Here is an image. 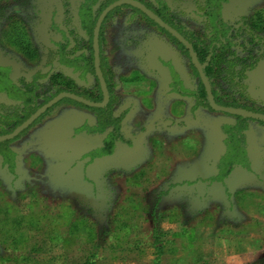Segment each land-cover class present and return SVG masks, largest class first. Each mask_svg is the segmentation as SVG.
Returning a JSON list of instances; mask_svg holds the SVG:
<instances>
[{
	"label": "rangeland",
	"instance_id": "rangeland-1",
	"mask_svg": "<svg viewBox=\"0 0 264 264\" xmlns=\"http://www.w3.org/2000/svg\"><path fill=\"white\" fill-rule=\"evenodd\" d=\"M81 1L3 0L0 73L19 85L38 70L61 71L89 86L90 74L56 60L66 41L69 56L73 29L82 37L76 18ZM165 2L186 31L207 33L202 0ZM255 12L264 22V0H228L222 17L232 23ZM102 54L115 75L119 138L110 154H92L103 146V135L93 132L94 113L63 102L0 148V264H83L85 239L69 236L68 224L77 217L95 228L97 264H197L195 250L202 255L198 264H264V126L248 122L247 165L213 181L225 149L222 127L232 125L233 118L192 109L193 98L173 90V76L185 89L196 85L187 56L126 8L106 21ZM122 72H136L141 81L124 84L118 79ZM245 84L250 98L264 106V55ZM14 105L0 93V121ZM204 210L211 215L193 234L200 243L187 246L189 235H175L191 223L187 218L201 212L198 219ZM178 211L184 219H175L181 217ZM123 224L127 231L120 230ZM246 224L257 233L230 234ZM153 227L165 251L158 257ZM8 255L14 260L4 262Z\"/></svg>",
	"mask_w": 264,
	"mask_h": 264
},
{
	"label": "trees",
	"instance_id": "trees-1",
	"mask_svg": "<svg viewBox=\"0 0 264 264\" xmlns=\"http://www.w3.org/2000/svg\"><path fill=\"white\" fill-rule=\"evenodd\" d=\"M2 1L3 0H0V8L6 5H1ZM114 1L116 0L81 1L76 10V18L78 29L81 31L82 37L79 36L74 29L70 32L73 36L74 45L70 51L68 50L69 52L67 51L69 56L64 53L67 41L59 45L58 56L56 57L57 62L65 67L72 68L74 71H81V75L90 74L93 78V82L89 84V86H79L72 78L61 71L51 70L46 73L43 70H38L32 75L30 82L22 80L19 85L7 79L6 74L0 73V93H3L15 103L13 112H10V115H7L0 121V123H2V125H0V136L12 133L40 107L61 93H69L93 103H102L104 95L100 88L98 78L95 75L93 32L100 13ZM227 2L228 0H202L200 11L206 24L207 33L195 34L194 32H188L184 29L177 21V18L169 11V6L165 0H155L154 3L140 0L141 5L154 13L160 21L176 30L189 43L193 54L201 65L202 72L209 83L213 100L217 105L264 116V106L255 103L253 99L250 98L247 93V85L245 84L248 74L252 73L257 68L258 62L264 55V22L261 14L255 12L253 15L238 17L232 23H226L222 17V8ZM121 8L128 9L131 12V16H142L151 25L156 27L159 32L163 33L170 44L187 56L189 66L193 70L196 78V85L193 90L185 89L182 87L179 79L173 76V90L180 95L192 97L194 100L192 109H206L214 113L227 114L211 109L206 88L201 82L199 74L192 64L190 54L185 46L177 40L174 35L153 22L139 8L128 4H122L108 13L101 24L98 34V70L105 81L109 96L107 103L102 107H88L79 102L65 98L48 109L30 126L35 124L42 116L47 114L58 104L63 102L69 103L87 109L95 115L96 124L93 128V132L103 135V146L100 150L97 149L92 154L106 155L111 153L114 141L119 138V128L122 118L113 114L115 105L114 100L116 99L114 95L115 83L113 80L115 75L113 71L111 72L106 67L102 50L106 21L114 12ZM11 12H13V10ZM28 49L26 45L25 52L29 53ZM133 73L134 74L131 76L126 75V72L119 73L118 79H120L121 82L141 81L139 75L136 72ZM230 116L233 118V124L224 125L222 127L225 135V149L221 157L215 163L217 173L215 176L211 177L213 181H223L230 176L236 166L247 165L245 131L248 122L256 121L258 124L264 126V122L262 121L237 115ZM29 127L22 131L20 135ZM8 142L9 140L0 142V148L5 147ZM6 159H10V156L9 158L6 157ZM162 194L164 193H160V195ZM239 194H241V191L235 192L234 195L236 197ZM159 197L160 196H157L156 200H159ZM157 203L158 201L155 202L150 211L152 219L156 213L155 208ZM217 208L218 207L214 210L217 211ZM230 208H232V206ZM178 213L181 214V217L175 215V219H184V212L178 211ZM200 214L201 212H199L198 215ZM198 215L187 218L191 223H188L183 228L181 234L175 235L177 237L189 235V243L187 246L200 243L199 239L193 235L194 231L196 227L204 224V218L210 217L211 211L204 210L202 216L197 219ZM172 218L174 219V217ZM191 220H194L195 223ZM245 227L244 230L238 229L237 231H232V229H230V234L240 235L251 231L247 228V224ZM68 228L71 238L85 239L87 255L83 264H97L95 259L98 257L97 252L100 246L95 243V228L92 223L82 217H77L68 224ZM128 228L129 226L127 224H123L120 230L127 231ZM158 234V231L153 227L152 246L157 250V257L165 252L160 245V236ZM171 244L173 245L174 241H171ZM25 259L27 258H24V260ZM3 260L4 262H9L14 259H12L11 255H8L4 257ZM201 260V252L195 250L193 255L194 263L198 264Z\"/></svg>",
	"mask_w": 264,
	"mask_h": 264
},
{
	"label": "water",
	"instance_id": "water-1",
	"mask_svg": "<svg viewBox=\"0 0 264 264\" xmlns=\"http://www.w3.org/2000/svg\"><path fill=\"white\" fill-rule=\"evenodd\" d=\"M122 4H128V5L135 6V7L139 8L153 22H155L157 25H159L160 27H162L163 29L168 31L170 34L174 35L175 38L177 40H179L185 46V48L188 50V52L190 54L191 62L195 66V68L199 74L200 80L203 83L204 87L206 88V91L208 94L209 105H210L212 110L222 112V113H227L230 115L242 116L245 118L264 122V116H262V115L252 113V112H245V111H240V110L229 109V108H225V107H221V106L217 105L213 100V96L211 93V89L209 87V83H208L206 77L204 76V74L202 72L201 65L199 64L195 55L193 54L191 46L189 45V43L176 30H174L173 28H171L167 24L160 21L159 18L154 13H152L150 10L145 8L140 3H136L133 1H129V0H116L113 3H111L109 6H107L101 12V14L98 17V20L96 22L94 32H93V54H94L95 75L98 78L100 88H101L103 95H104V99H103L102 103H100V104L93 103V102L87 101L83 98H80L78 96L69 94V93H61V94L57 95L56 97H54L53 99H51L50 101H48L47 103H45L42 107H40L31 117H29L25 122H23L20 126H18L12 133L0 136V142H4V141L11 140V139L15 138L22 131H24L27 127H29L35 120H37L42 114H44L48 109H50L52 106L57 104L62 99L68 98V99H71L73 101L84 104L88 107H102L107 103L109 96H108V93L106 90L105 81H104L100 71L98 70V60H99L98 34H99L101 24H102L103 20L105 19V17L108 15V13H110L114 8H116L117 6L122 5ZM48 69H49V67L45 71H47Z\"/></svg>",
	"mask_w": 264,
	"mask_h": 264
},
{
	"label": "crops",
	"instance_id": "crops-1",
	"mask_svg": "<svg viewBox=\"0 0 264 264\" xmlns=\"http://www.w3.org/2000/svg\"><path fill=\"white\" fill-rule=\"evenodd\" d=\"M122 83H124V84H128V83H133V82H122ZM255 234V233H257L255 230H251L250 232H247V233H244V235L243 234H241L239 237H243V236H246V235H249V234ZM230 235V234H229Z\"/></svg>",
	"mask_w": 264,
	"mask_h": 264
}]
</instances>
